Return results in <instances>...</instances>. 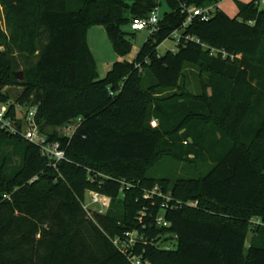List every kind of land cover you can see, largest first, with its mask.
Instances as JSON below:
<instances>
[{"label": "trees", "instance_id": "16d2710c", "mask_svg": "<svg viewBox=\"0 0 264 264\" xmlns=\"http://www.w3.org/2000/svg\"><path fill=\"white\" fill-rule=\"evenodd\" d=\"M221 2L167 0L170 12L135 62H117L100 80L88 31L104 27L124 57L133 21L159 0H0V103L22 87L17 104L36 106L40 132L66 151L54 169L37 146L0 130V150L11 149L0 155V264H130L110 238L133 231L148 238L136 253L151 264H264V9L237 1L232 18ZM184 5L215 13L184 29ZM177 31V50L160 55ZM187 66L208 74L205 92L156 97L177 88ZM78 119L72 138L60 135ZM167 159L191 175L159 178ZM122 182L133 187L123 193ZM156 185L198 207L144 200ZM87 191L111 198L95 221L82 205Z\"/></svg>", "mask_w": 264, "mask_h": 264}, {"label": "built area", "instance_id": "2783aa9c", "mask_svg": "<svg viewBox=\"0 0 264 264\" xmlns=\"http://www.w3.org/2000/svg\"><path fill=\"white\" fill-rule=\"evenodd\" d=\"M259 7L264 9V0H252ZM184 13L188 15V19L184 24V29L187 28L192 22L198 18L203 22H208L215 13L214 7L195 8L182 6ZM161 17L159 11L154 10L147 18L135 19L131 25L132 32L149 31L150 35L158 30ZM173 39L179 43L182 39L180 31L172 35ZM186 41L194 40L191 37H186ZM215 57L221 56L223 60L235 61L236 57L228 55L222 51H212ZM14 107V109H13ZM38 108L36 106L21 105L17 102H9L7 104L0 103V130L6 132L11 136H20L25 141L37 146L40 150L42 157L46 158L54 169H58V164L66 160V151L58 142H48L47 137L40 132L36 116ZM81 119L73 120L66 126L58 129L61 136L72 138L77 131ZM152 126L156 127L157 123L152 122ZM133 185L127 182H122V192L132 188ZM144 200L151 201L155 198H160L163 201V208L165 210H179L182 207L197 208L198 202L182 203L175 201L171 194L163 193L162 189L156 185L152 189L144 192ZM83 208L89 219L95 221L96 215L105 216L111 206V198L94 191H87L85 199L82 203ZM142 218L139 221L142 223ZM159 226L168 227V223L164 222L163 217L157 219ZM113 246L126 258L130 264H151L149 261L144 260L142 255L136 253V250L149 243L148 238L138 231L127 232L123 236L110 238ZM171 250V246L165 247Z\"/></svg>", "mask_w": 264, "mask_h": 264}, {"label": "rangeland", "instance_id": "374dc122", "mask_svg": "<svg viewBox=\"0 0 264 264\" xmlns=\"http://www.w3.org/2000/svg\"><path fill=\"white\" fill-rule=\"evenodd\" d=\"M159 1L161 5L159 6L158 11L162 19L166 13L170 12V9L167 4V0ZM237 1L244 4H249L252 2V0H222L220 3V8L230 17L235 18L238 15ZM0 18L1 24L4 26L2 9H0ZM128 32L131 31L128 29ZM149 37L150 32L147 30L135 32V36L131 39V51L126 56L120 57L116 54L105 28L99 26L91 28L86 35V41L94 58L98 78L100 80L106 78L108 73L113 69L117 62H135L140 50L147 42ZM176 42L177 41L171 39L165 41L159 47L158 53L163 56L169 51L175 52L177 50ZM23 69L24 66L22 65L20 70L22 73ZM207 79L208 74L201 72L199 68L187 66L184 70V75L180 80L178 87L171 90H158L156 92V97L168 96L170 94L178 93L181 90H184L192 95H200L205 92V83ZM149 81L152 82L150 78ZM23 91L24 89L22 87L17 86L7 88V92L10 94L12 103L17 102ZM207 93L210 94V91H207ZM50 132L51 130H48V133ZM4 153L10 154L11 149L0 150V155ZM20 163L21 160L19 158H14V164L12 167L17 168ZM188 169L189 168L186 163L167 159L160 162L159 164V178L165 176L171 177L173 180H175L181 177H189L188 175H191V171ZM255 224L257 225L258 223L255 221ZM252 236L253 234L250 232L246 243L247 248H249L250 239Z\"/></svg>", "mask_w": 264, "mask_h": 264}, {"label": "water", "instance_id": "95a60500", "mask_svg": "<svg viewBox=\"0 0 264 264\" xmlns=\"http://www.w3.org/2000/svg\"><path fill=\"white\" fill-rule=\"evenodd\" d=\"M16 77L20 80V81H22L23 79H24V74L21 72V73H18V74H16Z\"/></svg>", "mask_w": 264, "mask_h": 264}, {"label": "crops", "instance_id": "0c3cea01", "mask_svg": "<svg viewBox=\"0 0 264 264\" xmlns=\"http://www.w3.org/2000/svg\"><path fill=\"white\" fill-rule=\"evenodd\" d=\"M219 7H220V5H219ZM253 236H254V235H253ZM253 236H252V237H253ZM252 237H251V238H252ZM250 241H251V239H250Z\"/></svg>", "mask_w": 264, "mask_h": 264}]
</instances>
